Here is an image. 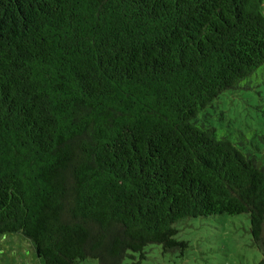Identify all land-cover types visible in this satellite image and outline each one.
<instances>
[{
	"label": "trees",
	"instance_id": "trees-1",
	"mask_svg": "<svg viewBox=\"0 0 264 264\" xmlns=\"http://www.w3.org/2000/svg\"><path fill=\"white\" fill-rule=\"evenodd\" d=\"M262 84L264 0H0V236L143 264L183 252L180 222L247 214L264 264V120L200 115L243 88L264 115Z\"/></svg>",
	"mask_w": 264,
	"mask_h": 264
},
{
	"label": "rangeland",
	"instance_id": "rangeland-1",
	"mask_svg": "<svg viewBox=\"0 0 264 264\" xmlns=\"http://www.w3.org/2000/svg\"><path fill=\"white\" fill-rule=\"evenodd\" d=\"M256 81L257 78L251 82ZM258 103L259 96L253 88L227 90L200 115L207 114L209 124L234 126L250 137L248 129L264 120L263 112L256 107ZM176 227V239L187 244L183 252L180 247L164 252L161 245L150 244L146 247L147 259L143 264H256L263 257L253 242L247 214L190 218ZM0 264L43 263L29 239L7 234L0 236ZM78 264H98V261L87 259Z\"/></svg>",
	"mask_w": 264,
	"mask_h": 264
}]
</instances>
